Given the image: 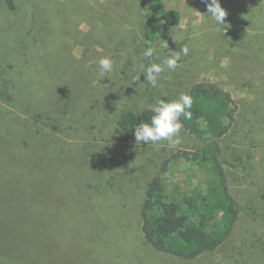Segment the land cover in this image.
<instances>
[{
	"label": "rangeland",
	"instance_id": "obj_1",
	"mask_svg": "<svg viewBox=\"0 0 264 264\" xmlns=\"http://www.w3.org/2000/svg\"><path fill=\"white\" fill-rule=\"evenodd\" d=\"M14 1L15 11L0 2V77L25 101L36 96L31 109L50 120L36 123L26 109L0 103V264H264V0H220L225 25L208 17L201 0H164L182 19L165 23L150 59L142 56L144 0ZM173 52L178 67L165 66L157 86H147L146 68ZM103 57L114 61L106 76ZM202 81L238 105L221 144L242 212L225 246L191 262L145 241L140 209L160 163L205 142L181 128L176 147L137 143L116 121ZM163 180L188 192L208 176L178 162Z\"/></svg>",
	"mask_w": 264,
	"mask_h": 264
},
{
	"label": "trees",
	"instance_id": "obj_2",
	"mask_svg": "<svg viewBox=\"0 0 264 264\" xmlns=\"http://www.w3.org/2000/svg\"><path fill=\"white\" fill-rule=\"evenodd\" d=\"M2 1L9 10H16L14 0ZM144 2L148 12L141 27L144 49L148 46L155 48L156 43L165 35V23L172 21L179 25L182 15L178 10L168 9L164 0ZM17 94L15 83L11 80L3 81L0 77V103L17 109L22 107L36 123L46 125L45 119L50 120L45 117L47 114L31 109L29 102H33L36 96L28 94L27 102L21 97L22 94ZM184 94L191 96L193 103L188 109L191 118L185 119L183 115L180 117L182 128L205 144L196 149H178L160 163L157 175L145 190L140 216L143 237L154 250L192 262L225 246L241 218V204L232 191L221 144L235 125L238 105L230 92L211 81L191 84ZM178 97L171 93L160 94L155 105L160 100L170 102ZM60 104L58 101L54 106ZM52 106L48 105V108ZM153 115V107L125 110L118 117L116 125L122 132L134 136L135 128L142 122L150 123ZM0 119L5 118L2 115ZM24 148L27 151L37 150L29 143ZM178 162L200 166L207 173V182L188 192L168 189L163 175L173 163Z\"/></svg>",
	"mask_w": 264,
	"mask_h": 264
},
{
	"label": "clouds",
	"instance_id": "obj_3",
	"mask_svg": "<svg viewBox=\"0 0 264 264\" xmlns=\"http://www.w3.org/2000/svg\"><path fill=\"white\" fill-rule=\"evenodd\" d=\"M207 7L208 17L215 21L218 25H225L227 12L221 7L220 0H201ZM184 55L188 54V48L181 49ZM155 54V48L148 46L142 51V56L150 59ZM180 59L179 53L173 54L164 59L162 64L151 63L146 68L144 76L146 81L152 86L156 87L160 74L164 71L165 66L170 70H175L178 67ZM114 61L108 57H103L98 61L100 74L106 76L113 70ZM140 79V77H133V82ZM193 100L191 96L181 93L178 99L170 102L160 100L153 106L154 115L151 117L150 123H140L134 130V136L137 143L153 144L160 141H167L170 147H176L181 143L179 133L182 128L180 117L183 115L185 119L191 118V108Z\"/></svg>",
	"mask_w": 264,
	"mask_h": 264
}]
</instances>
